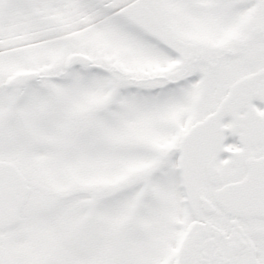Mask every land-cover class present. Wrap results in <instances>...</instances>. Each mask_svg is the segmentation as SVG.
<instances>
[{"label":"snow or ice","instance_id":"obj_1","mask_svg":"<svg viewBox=\"0 0 264 264\" xmlns=\"http://www.w3.org/2000/svg\"><path fill=\"white\" fill-rule=\"evenodd\" d=\"M0 264H264V0H0Z\"/></svg>","mask_w":264,"mask_h":264}]
</instances>
